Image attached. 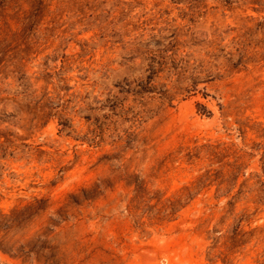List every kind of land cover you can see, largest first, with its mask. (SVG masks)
Here are the masks:
<instances>
[{"label":"rangeland","instance_id":"obj_1","mask_svg":"<svg viewBox=\"0 0 264 264\" xmlns=\"http://www.w3.org/2000/svg\"><path fill=\"white\" fill-rule=\"evenodd\" d=\"M0 264H264V0H0Z\"/></svg>","mask_w":264,"mask_h":264},{"label":"trees","instance_id":"obj_2","mask_svg":"<svg viewBox=\"0 0 264 264\" xmlns=\"http://www.w3.org/2000/svg\"><path fill=\"white\" fill-rule=\"evenodd\" d=\"M197 106L201 107L200 114H205V115L210 114V112L207 111L206 108L203 105H201L200 103H198Z\"/></svg>","mask_w":264,"mask_h":264}]
</instances>
